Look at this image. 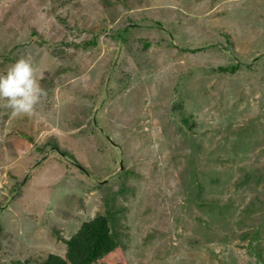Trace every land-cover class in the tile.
<instances>
[{"label":"rangeland","instance_id":"374dc122","mask_svg":"<svg viewBox=\"0 0 264 264\" xmlns=\"http://www.w3.org/2000/svg\"><path fill=\"white\" fill-rule=\"evenodd\" d=\"M22 57L47 94L0 101V264L106 210L97 264H264V0H0V74Z\"/></svg>","mask_w":264,"mask_h":264},{"label":"trees","instance_id":"16d2710c","mask_svg":"<svg viewBox=\"0 0 264 264\" xmlns=\"http://www.w3.org/2000/svg\"><path fill=\"white\" fill-rule=\"evenodd\" d=\"M117 37L124 39L125 34H120ZM91 43H96V37ZM237 67H221V70L235 72ZM190 119L182 113L179 123L185 128L191 129ZM10 177L16 178L14 175ZM112 215V211L108 212L106 210L105 213H98L93 218L82 222L77 231L66 240L64 239L66 243L65 256L50 253L48 256L43 257L40 264H97L100 262L101 259L120 246L119 236L111 227Z\"/></svg>","mask_w":264,"mask_h":264},{"label":"clouds","instance_id":"9594fccd","mask_svg":"<svg viewBox=\"0 0 264 264\" xmlns=\"http://www.w3.org/2000/svg\"><path fill=\"white\" fill-rule=\"evenodd\" d=\"M46 94L30 57L18 59L6 73L0 74V101H6L5 106L13 115L31 116Z\"/></svg>","mask_w":264,"mask_h":264}]
</instances>
